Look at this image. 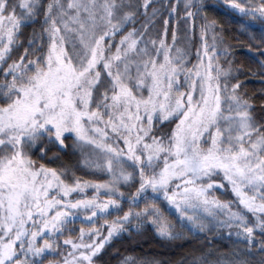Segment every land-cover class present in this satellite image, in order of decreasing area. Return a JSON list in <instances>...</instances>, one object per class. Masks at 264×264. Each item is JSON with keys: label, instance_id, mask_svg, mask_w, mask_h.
<instances>
[{"label": "snow or ice", "instance_id": "1", "mask_svg": "<svg viewBox=\"0 0 264 264\" xmlns=\"http://www.w3.org/2000/svg\"><path fill=\"white\" fill-rule=\"evenodd\" d=\"M221 4L242 31L264 26V0ZM216 7L0 0V264H97L146 225L166 241L236 237L192 264H264V88L241 93ZM254 49L264 80V32Z\"/></svg>", "mask_w": 264, "mask_h": 264}, {"label": "trees", "instance_id": "2", "mask_svg": "<svg viewBox=\"0 0 264 264\" xmlns=\"http://www.w3.org/2000/svg\"><path fill=\"white\" fill-rule=\"evenodd\" d=\"M44 2L47 3V0H44ZM205 2L210 8L213 5H218L214 11L209 12V16L214 15L218 21L224 24L225 45H232L237 64L243 65V70L239 77L244 86L241 89V93L247 91L249 96L255 94L258 97L261 89L264 88V80L259 75L254 76L253 72L258 71L260 56L255 49L252 52L248 51V42L250 39L249 34L255 33L260 36L264 32V26L261 25L260 21L247 20L245 23L250 27L247 32H241V26L238 22L239 18L229 16L223 8L221 0H205ZM198 20L199 18H197ZM34 29L39 31V25L26 27L24 36H30ZM237 29H240V31ZM244 33L246 34L244 35ZM22 53L23 49H20L19 54ZM259 104L260 100L256 99L257 110ZM63 162L66 165L74 164L75 157L69 154L63 158ZM98 177V174L95 177L88 174L84 178L96 179ZM222 199H231L230 193L228 192ZM224 236L225 239H221L220 234L215 232L208 235H186L179 240L166 241L157 235L154 226L146 225L141 233L136 234L133 232L131 235L125 233L122 239L107 247L97 257V264H121L127 257L133 258L137 264H181V262L183 264H192L194 259L201 256L207 257L209 261H214L219 259L220 254H227L230 250H235V245L232 241H235L236 237L233 236L232 241H229L226 238L227 230L224 231ZM206 245L208 246L206 247ZM210 251L212 252L211 256L209 255ZM239 251L241 253L246 252L244 244L239 246Z\"/></svg>", "mask_w": 264, "mask_h": 264}, {"label": "rangeland", "instance_id": "3", "mask_svg": "<svg viewBox=\"0 0 264 264\" xmlns=\"http://www.w3.org/2000/svg\"><path fill=\"white\" fill-rule=\"evenodd\" d=\"M175 23V21L173 22ZM199 25H200V20L196 21V28H197V32L195 34V38L193 41V46L191 47V58H192V63H196L195 60V52H196V48L199 47L200 41H199V36H200V29H199ZM238 31H240V29H237ZM241 32H244L241 30ZM246 33H244L245 35ZM250 35H255L257 37H259V35L255 34V33H250ZM168 42L171 43V33L169 32V36H168ZM221 51H223V47H221ZM100 175V174H98ZM230 193L231 199L235 200V197L232 195L231 191H228ZM216 231L214 230L212 233H215Z\"/></svg>", "mask_w": 264, "mask_h": 264}]
</instances>
